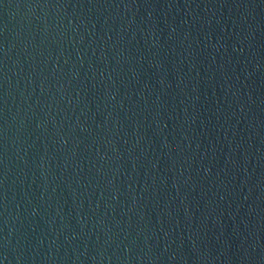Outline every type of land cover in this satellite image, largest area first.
Segmentation results:
<instances>
[{"label": "water", "instance_id": "95a60500", "mask_svg": "<svg viewBox=\"0 0 264 264\" xmlns=\"http://www.w3.org/2000/svg\"><path fill=\"white\" fill-rule=\"evenodd\" d=\"M0 264H264V0H0Z\"/></svg>", "mask_w": 264, "mask_h": 264}]
</instances>
